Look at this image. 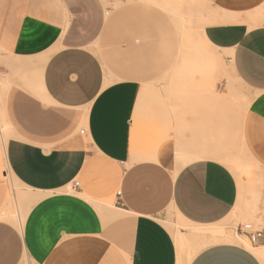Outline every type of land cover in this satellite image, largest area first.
Segmentation results:
<instances>
[{"label":"crops","instance_id":"0c3cea01","mask_svg":"<svg viewBox=\"0 0 264 264\" xmlns=\"http://www.w3.org/2000/svg\"><path fill=\"white\" fill-rule=\"evenodd\" d=\"M137 1L0 0V169L31 193L2 219L0 179V264H178L170 211L233 232L189 264H264L253 251L264 248V197L253 207L212 152L179 163L165 142L140 146L141 84L176 57L170 24L143 4L154 0ZM205 1L201 42L254 94L241 139L264 169V0ZM252 211L263 240L248 248L231 223Z\"/></svg>","mask_w":264,"mask_h":264},{"label":"rangeland","instance_id":"374dc122","mask_svg":"<svg viewBox=\"0 0 264 264\" xmlns=\"http://www.w3.org/2000/svg\"><path fill=\"white\" fill-rule=\"evenodd\" d=\"M124 2L141 3L137 0H117L112 7H124ZM143 4L158 10L166 24H170L175 39L176 62L141 84L138 108L140 146L165 142L172 148L179 163L192 158L191 153L195 151L216 154L224 159V165L238 179L242 178L244 197L256 207L264 197V169L257 166L244 151L241 139L242 118L254 94L232 75L230 65L221 60L216 50L202 44L200 31L204 25L203 15L210 11L208 3L205 0H154L143 1ZM105 67L107 72L118 73L113 70L115 66ZM163 107L167 115L166 112L159 115ZM5 131L0 115V146L6 141ZM2 171L7 173L3 166L0 179L8 185L6 199H9L4 206L9 205L7 211L18 214L24 206L15 196L18 192L22 195L31 193L19 186L9 174L4 179ZM254 214L255 211H252L250 216L236 219L231 224H251L260 229V221L253 217ZM163 225L171 234L185 227L171 211L163 219ZM229 225H188L208 233L205 238L184 239L182 262H188L207 245L234 237L231 229L226 233ZM237 239L238 244L244 247L250 245L245 238Z\"/></svg>","mask_w":264,"mask_h":264},{"label":"bare ground","instance_id":"6f19581e","mask_svg":"<svg viewBox=\"0 0 264 264\" xmlns=\"http://www.w3.org/2000/svg\"><path fill=\"white\" fill-rule=\"evenodd\" d=\"M204 45H206V44H204ZM205 47V46H204ZM3 90H4V88H2V90L0 91V100L3 98ZM19 195V198H18V200L20 201H22V200H24L25 199V195H22V194H18ZM16 197V199H17V196H15ZM15 199V200H16ZM28 201V200H27ZM30 201V200H29ZM7 202V201H6ZM25 203V202H24ZM27 203V202H26ZM29 204H30V202H28ZM28 203L27 204H25V205H27L28 206ZM32 203V202H31ZM22 204H23V202H22ZM24 205V206H25ZM9 205H7L6 207H8ZM19 206V205H18ZM5 207V206H4ZM28 208V207H27ZM6 210L8 209V208H5ZM10 209V208H9ZM13 209V208H12ZM16 209V208H15ZM14 209V210H15ZM30 209V208H29ZM25 210V209H24ZM11 211V210H10ZM10 211H5V212H7V213H4V212H2V219H3V216H5L6 218H8L7 216H9V215H12L13 216V214H14V212H10ZM13 211V210H12ZM23 211V210H22ZM26 211V210H25ZM28 211V210H27ZM25 213V212H24ZM4 214V215H3ZM7 214V215H6ZM21 214V213H20ZM19 214V215H20ZM15 215H16V213H15ZM18 215V214H17ZM24 214H22V216H23ZM12 216H10V217H12ZM21 216V215H20ZM14 217V216H13ZM17 218V217H16ZM5 220V219H4ZM13 220V219H12ZM15 220V219H14ZM13 220V221H14ZM18 221V220H17ZM16 221V222H17ZM15 223V222H14ZM18 223V222H17ZM20 224V223H19ZM18 224V225H19ZM183 225L185 226V227H183L182 229H180V230H176L172 235L174 236V240H175V243H176V246H177V248H178V264H186L185 262H182V253H183V250H184V239L186 238V239H191V240H196V239H201V238H205L206 237V234L208 233L207 231H205V230H202L201 228H199V227H201V226H199L198 228H191V227H188V224H184L183 223ZM181 226V225H180ZM20 227V226H19ZM176 229V228H175ZM185 231V232H182V231ZM248 248H250V246L248 245L247 246ZM254 251V253H256L258 256H262V257H264V248H259V249H257V250H253ZM192 260V258H189V261L187 262V264H189L190 263V261Z\"/></svg>","mask_w":264,"mask_h":264},{"label":"built area","instance_id":"2783aa9c","mask_svg":"<svg viewBox=\"0 0 264 264\" xmlns=\"http://www.w3.org/2000/svg\"><path fill=\"white\" fill-rule=\"evenodd\" d=\"M81 134H83V132H81ZM75 186H77V184H75ZM234 234L238 237L245 238L252 246L259 244L263 240V232L259 229H255L251 224L235 226Z\"/></svg>","mask_w":264,"mask_h":264}]
</instances>
